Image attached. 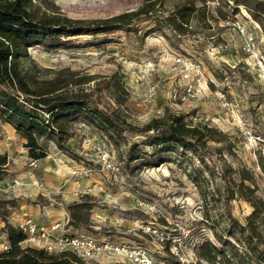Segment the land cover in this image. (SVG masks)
I'll return each mask as SVG.
<instances>
[{"label":"rangeland","instance_id":"374dc122","mask_svg":"<svg viewBox=\"0 0 264 264\" xmlns=\"http://www.w3.org/2000/svg\"><path fill=\"white\" fill-rule=\"evenodd\" d=\"M44 1L75 20H103L141 7L149 13L136 17L121 31L72 37L70 44L61 48H26L29 60L24 65L31 67L34 62L38 69L50 71L47 77L64 69L75 78L92 76V81L71 88L91 92V104L126 126L111 138L89 121L76 118L65 143L67 149L43 138L39 143L47 155L29 166L33 159L23 147L25 140L13 126L0 120V158L5 160L0 164V245L6 241L5 222L20 214L22 205L35 208L39 204L60 214L58 221L68 223L66 207L77 202L85 205L78 211L86 225L75 228L67 224L71 232L138 245L151 264L194 263L200 243L208 240L218 245L215 235L224 234L229 226L237 231L236 226L244 225L252 211L237 194L225 202L223 181L217 177L222 169H249L255 180L254 194L264 201V171L260 168L264 167V78L255 71L254 59L246 52L235 24L238 20L250 26L256 21L244 7H238L237 14L231 4L219 0L204 7L201 0H194L196 11L189 25L180 30L168 25L167 19L188 0ZM260 29L256 45L264 54V30ZM172 53L202 64L203 88L197 93L184 95L180 68L172 70ZM148 61L156 65L152 79L159 90L151 104L142 105V72L137 69H143ZM102 81L108 86L96 87ZM166 112L225 135L221 144L208 143L204 153L207 167H199L195 158L183 152L165 155L166 162L150 166L157 158L148 157L152 149L144 144L142 128ZM220 145L221 151L214 152ZM228 145L231 152L225 148ZM132 146L145 156L127 161ZM103 150L110 155L113 170L101 163ZM47 163H54L55 172L41 171ZM209 170H213L212 176ZM27 171L31 174L25 178L31 184L21 176ZM14 179L24 185L11 191L8 186ZM32 182L43 184L47 192L40 194ZM200 191L206 193L205 200ZM204 212L210 217L208 222ZM260 231L264 235V222ZM115 260L102 264H117ZM117 260L127 262L123 257Z\"/></svg>","mask_w":264,"mask_h":264},{"label":"trees","instance_id":"16d2710c","mask_svg":"<svg viewBox=\"0 0 264 264\" xmlns=\"http://www.w3.org/2000/svg\"><path fill=\"white\" fill-rule=\"evenodd\" d=\"M33 1H37V5ZM149 1L151 0H146ZM201 1L204 7L207 2L215 0ZM219 1L225 5L231 2L236 13L239 6L244 7L264 30V0ZM195 11L194 0L186 1L168 16V25L176 30L188 26ZM148 13V8L141 7L107 19L85 21L61 14L56 6L47 4L44 0H0V120L13 126L25 140L23 147L27 149L29 158L39 160L46 157L47 153L39 143L43 138L54 141L59 149L66 150L65 143L72 134L71 126L76 118L89 121L111 138L120 134L126 124L91 104V92L73 89L92 81V76L75 78V74L64 69L47 77L46 72L50 71L38 69L34 62L31 67L24 65V61L29 60L26 48H61L68 46L72 37L121 31L133 19L140 15L147 16ZM102 86L107 87L108 84L102 81L96 85L98 88ZM184 120L182 115L166 112L143 126L142 132L146 134L144 144L152 149L148 157L157 158L155 162L149 163L150 166H155L153 164L156 162H166L168 159H165V155L183 152L195 158L199 167H207L204 153L209 149L208 143L221 144L226 137L206 124L191 125ZM135 148L132 146L127 151V161L145 156L140 151H135ZM221 148L222 145L215 147L213 151L220 152ZM225 148L231 152L230 145ZM159 155L161 157H157ZM4 163V157L0 158V164ZM260 168L264 171L263 165ZM207 172L210 176L213 175V170ZM232 174L236 177H232ZM217 177L223 181L225 202L237 194L251 205L252 211L246 217L244 225L236 226L238 233L229 226L224 234L214 233L218 245L208 240L200 243L195 249L196 261L191 264H264V235L260 231V225L264 222V201L254 194L253 173L245 167L227 168L222 169ZM246 181L248 184L244 183ZM200 194L205 200L206 193L200 191ZM84 207L85 205L77 202L66 207L70 217L67 224L70 227L86 225L78 211ZM204 219L205 222L210 219L205 212ZM3 231L9 248L0 252V264H84L71 253L48 254L33 248L22 249L18 245L23 238L22 232L7 222ZM230 238L236 243L229 241ZM166 250L168 252L169 249Z\"/></svg>","mask_w":264,"mask_h":264},{"label":"built area","instance_id":"2783aa9c","mask_svg":"<svg viewBox=\"0 0 264 264\" xmlns=\"http://www.w3.org/2000/svg\"><path fill=\"white\" fill-rule=\"evenodd\" d=\"M229 3L231 4V2ZM242 8L240 7V9ZM244 13L246 18H249V15L245 11ZM235 24L243 36L246 52L249 54V57L254 59L255 71L264 78V54L256 45V32L261 31L260 26L254 21L250 26L238 20L235 21ZM171 66L173 67L172 70L176 67L180 68L181 80L184 84V95H193L203 88L201 84L203 82V67L199 61L172 53ZM137 70L138 72H142L143 94L140 102L142 105H149L154 101L159 90L158 83L152 79V75L156 72V65L148 61L143 69ZM100 161L107 170L114 169V163L110 155L104 150L102 151ZM35 163L36 160L33 159L28 165L34 166ZM23 185L22 181L14 179L8 188L14 191ZM34 185L38 188L40 194H44L43 192H47L48 190L41 183H34ZM10 219L11 225L23 234L22 240L18 243L22 249L33 248L43 250L48 254L71 253L84 264H102L104 260L113 259H116L115 262L117 264H151L144 250L138 245L126 242L100 241L91 235L73 233L67 226V221L66 223L56 221L44 224L36 221L29 215H23L21 218H16L12 215ZM8 248L9 245L5 241L0 245V252L6 251ZM118 257H123L127 262L120 263L117 260Z\"/></svg>","mask_w":264,"mask_h":264},{"label":"crops","instance_id":"0c3cea01","mask_svg":"<svg viewBox=\"0 0 264 264\" xmlns=\"http://www.w3.org/2000/svg\"><path fill=\"white\" fill-rule=\"evenodd\" d=\"M47 164H48V166L43 167L41 171L44 174L47 172H55L54 163H47ZM29 173L31 174V172H28V171L26 173H23L21 175V176H23L22 178H25L27 175H30ZM24 180H26L29 184H31V182L28 178H25ZM32 184H34V183L32 182ZM59 186H62V185H59ZM34 188H35V186H33V190H34ZM33 192H36V191L34 190ZM34 207L35 208H32V206L28 207L25 204L22 205L20 207L21 208L20 214L16 215L15 217L21 218L23 215H29L33 219H35L36 221H39V222L44 223V224H50V223H54V222L58 221L59 220L58 218L61 216L60 214L49 211L44 206L40 207L39 204H35Z\"/></svg>","mask_w":264,"mask_h":264}]
</instances>
